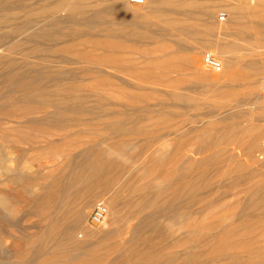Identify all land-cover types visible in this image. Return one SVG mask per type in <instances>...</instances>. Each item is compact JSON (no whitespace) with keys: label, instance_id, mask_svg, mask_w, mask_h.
Wrapping results in <instances>:
<instances>
[{"label":"rangeland","instance_id":"1","mask_svg":"<svg viewBox=\"0 0 264 264\" xmlns=\"http://www.w3.org/2000/svg\"><path fill=\"white\" fill-rule=\"evenodd\" d=\"M18 1L17 5L23 7V10L16 14L19 19L15 24L9 22L5 29L11 31L18 27L21 30L17 33L11 32L7 41L5 39L2 44L7 47V44L11 43L10 40L20 41L24 49H20V54L14 57L6 56L7 59L4 57L0 60V264H30L37 257L39 248L54 250L52 245L56 241H48L46 237V240L38 239L42 231H47L50 227V222L62 203V197H59V200H50L48 195L51 191L52 194L60 192L63 180L71 181L77 166L83 162H89L91 168L99 169L114 161L118 167V172L113 175L115 186L111 195L94 197L86 219L91 230L117 232L125 229L131 220L128 218V222H125L120 218L123 214L126 215L128 210L130 214H137V209L131 204L135 199L137 204H133L141 211L140 213L137 210L139 216L150 217V230H158L153 233L151 231V234L147 232L148 236L146 233L141 234L146 236L145 238L150 237V240L152 238L153 243L149 241L148 244L154 245L155 249L162 248L163 252L174 251L181 256L186 255L185 250L177 247L176 243L182 237V231L174 229V221L166 218L169 215L162 211V201L158 195L162 190L171 187L170 183L175 177L185 172L182 162L184 157L173 153L175 140L183 138L189 144L186 152L194 155L193 160L197 158L193 172L198 173L199 170L195 167L199 158L211 155L220 148L214 146L218 131L210 126L212 117L231 116L240 126L253 123L264 125V15L259 14L264 13V0H199L202 4L213 6V19L222 28L221 34L214 32L213 36L211 35L212 44L209 47L203 44L202 54H198L200 71L207 74L225 73L224 66L222 71L217 72L203 64V57L212 55L224 65V57L213 47L219 42L234 43L235 46L224 55L234 59L236 71L250 70L240 71L243 75L250 73L247 80L235 81L226 75L219 85L211 87L200 83L194 68L183 63L186 56H195L192 52L194 44L200 45L188 36L179 41L178 38H172L174 42L176 40L175 44L178 43L177 46L169 43L144 45L120 37L124 34L122 27L129 20L151 10L148 0H127L126 11L121 6V0H79L80 9L71 15L72 19L68 18L67 13H49L42 18L34 11L43 5L51 6L55 0ZM161 1L166 0H155L158 4H162ZM156 7L157 4L154 8ZM163 8L172 9L165 6ZM191 12L192 10L185 7L176 9L173 14L183 18ZM233 13L236 15L233 16ZM223 14L224 20L221 19ZM231 17L232 21L233 18L240 19L237 20L240 21L239 25L233 22L230 25L231 31L238 25L239 30L236 28L237 30L232 32L238 33L236 36L225 35L228 31L226 27H229L227 22ZM57 20L64 22L57 26L54 24ZM71 20L76 24L74 28ZM200 22L205 34V18L198 21ZM233 25L235 26L232 27ZM41 26L45 30L44 33L48 34L45 38L34 36L42 31ZM151 29L158 33L165 31L162 25H155ZM107 30L119 35L118 38L106 35ZM56 31L66 34L68 40L64 39L65 43H60L59 39L55 38ZM73 31L78 33L74 38L70 35ZM255 34H259L261 38L256 36L257 39ZM5 46L1 47V53ZM166 54L175 57L174 64L155 68L148 63L151 58L163 57ZM147 70L152 71L150 75L158 79L159 84L144 83ZM37 87H41V93ZM218 89H224L234 95L230 98L212 97ZM176 94L182 96L185 102L175 101ZM25 96L31 99H20ZM229 101L232 103L224 105ZM212 102H217L221 105L220 108L214 107ZM161 114L166 117L158 118ZM146 115L151 117V121L140 123L138 116L142 118ZM212 141L213 143H210ZM207 142L209 146L206 150L203 149L202 154L194 153L195 147ZM161 152L164 162L159 165ZM210 166L219 168L210 170L212 183L209 187L199 188L198 197L203 199L194 203L192 208L196 212L192 221L198 222V226L202 219L220 212L233 211L238 200L244 203L243 208L247 205L249 207L250 201L243 189L255 182L248 181L249 179L245 182L244 178V181L235 183V176L224 177L222 172L225 162L220 158H212ZM261 169L264 173V168ZM131 173L141 175V184L146 188L145 191L126 186L124 188L123 184L131 177ZM76 188L77 185H72L70 193L73 194ZM171 191H167V194ZM115 193L123 197L122 199L117 195V198H120L118 203L120 208H125H122V211H127L118 214V217L121 215L117 218V224L120 226L117 228V224H111L112 216L107 217L105 226L103 223L93 224L91 214L96 204L104 203L105 198ZM262 195L263 193H260L258 197L261 199ZM75 203L73 206L77 205ZM124 203L127 205L124 206ZM182 204H186L185 198L177 199L174 206L180 208ZM262 204L264 205V200ZM128 205L134 212H131ZM260 209L253 210V214L263 212L262 208ZM125 215L124 220L127 216ZM176 216L179 217V212H176ZM135 221L131 222L136 224L137 220ZM225 226V222H222L221 227L217 228ZM211 233L210 235H213ZM199 234L195 232L190 235V244L194 243ZM133 236L131 237L130 233L122 237L119 235L109 243L120 245L121 242L125 243V238L132 243L136 238ZM63 237L64 233L58 238ZM94 240H80L83 247L91 244L90 247H82L76 252L72 250V255L80 257L83 256L82 253L92 251L91 249L95 248ZM97 249L100 247L95 248ZM108 254L111 256L107 261L117 257L110 252ZM224 262L208 260L194 264Z\"/></svg>","mask_w":264,"mask_h":264},{"label":"bare ground","instance_id":"2","mask_svg":"<svg viewBox=\"0 0 264 264\" xmlns=\"http://www.w3.org/2000/svg\"><path fill=\"white\" fill-rule=\"evenodd\" d=\"M17 1L18 0H0V49L1 47L6 45V44H2V42L5 39L7 41L9 35H11V32L17 33L18 31L21 30L18 27L17 29H13V30L11 29V31L5 29L8 27L7 24H9V22H13L14 24L15 22H17L19 17L16 14L19 13L18 11L23 10L22 6L17 5L19 3V1L18 2ZM127 3H128L127 0H121V4H122L121 6L124 11L127 10L125 7ZM155 4H157L156 8H154ZM162 4L161 3L158 4L157 2H155V0H148V5L149 7H151V10L143 14L137 15L135 18L129 20V22L122 27L124 30V34H122V36L120 35V37L123 38L124 40L134 41L136 43H140L144 45L153 44V43H160V44L169 43L177 46L178 43L175 44L176 40L174 42V39L172 38L175 39L178 38L177 41H179V39L188 36L190 39H193L194 41L200 43V45L197 46L196 44H194V46L192 47V52H194L195 56L191 58H188L186 56L183 63L188 67L194 68L195 72L198 73L199 76L198 80L200 81V83L208 84L207 86L209 87L214 85L217 86L221 83L222 80H224L226 75H229V79L235 81H240V80L243 81L250 78L249 75L250 73L247 72L244 73L243 75L241 74L242 72H240L242 70L246 72L248 69H246V71L245 69H240L239 71L238 70L236 71V69L234 68L236 64L234 59H232L231 57H226L224 55L227 52V50L235 46L234 43L231 42H224V43L219 42L215 46L212 45L221 54V56L224 57L223 59L224 65L222 66H224L225 68V73L207 74L200 71L198 54L199 55L202 54L203 44L209 47L212 44L210 39L211 35L213 36L214 32L215 34L222 33V28L219 27L213 19V16L215 14V10L213 6L211 7L209 5L202 4L199 0H188V1L184 0L182 2L178 0H166L162 2ZM164 6L172 9L165 10V8H163ZM185 7L188 8L189 10H192V12L189 13V15H186V17L184 16L183 18H181L173 14L176 9L185 8ZM258 7L260 8L259 5ZM79 9H80L79 0H55L51 6L43 5L38 10H34V11H37L38 13L36 12V14H38L42 18L47 16L49 13H52L54 15L67 13L68 18L70 19L72 17L71 15H73L75 11ZM34 11H31V13L35 14L33 13ZM24 12L26 11L24 10ZM259 14H261L260 16L264 15V13L263 14L259 13ZM259 14H258V18H259ZM235 15L236 14H234L233 16ZM203 18H205V22H206L205 34L202 31L203 27L201 22L198 23V21L203 20ZM237 20L240 19L233 18V21H232V17L231 19H229V21L227 22L229 23V27H226V31L227 30L228 31L227 33H225V35H229V36L238 35V33L236 32L232 33L234 29L235 30L238 29L237 26L239 25L240 21ZM71 21L74 28L75 22L73 20ZM61 22H64V20H57L54 24L57 25ZM232 22L238 25H236L237 29L234 28L231 31L230 25L232 24ZM262 22L264 23V21ZM155 25L164 26L165 31L162 33L155 32L154 30L151 29ZM71 26L69 28L73 30ZM234 26L235 25H233L232 27ZM257 26H259L258 23ZM257 26H255V28ZM41 30H42L41 32L35 34L34 36L37 35L38 37H42V36L44 38L47 37L48 34L46 35L44 33L45 30L43 29L42 26H41ZM110 31L111 30L109 31L107 30L106 35L114 36L115 38H118L119 35ZM55 34H56L55 38L59 39L60 43H65L64 39L68 40L65 37L66 34H62V32L60 31H56ZM77 34H78L77 32L73 31V33H71L70 35H72L74 38ZM256 36L257 34H255V37ZM259 36L260 35L258 34L257 37L260 39L261 37ZM10 41L11 43L7 44V47L5 46L6 48H4L3 52L2 53L0 52L1 54L0 60L4 57L6 58V56L14 57V55L20 54V51H22L20 49L23 48L21 47L23 43H21L20 41H13V42L12 40ZM174 58L175 57L173 56L170 57V54H166L163 55V57L151 58L152 60H150V62L148 63L154 65L155 68H163L164 66L170 65L171 63L174 64L175 62ZM102 70L106 71L105 69ZM248 71L250 72V70ZM151 72H152L151 70H147V73H145L146 77L144 83L146 85L159 84L157 82L158 79L150 75ZM128 87L130 86L128 85ZM40 89L41 87L38 88V92H40ZM215 91L216 94L212 97L225 96L230 98L234 95L228 91H225L224 89H218ZM40 93L38 94L41 95ZM155 94L160 96V94L157 93ZM26 97L27 96L20 99L24 100ZM27 99H31V98L27 97ZM174 99L175 101L179 100V102L180 101L182 102L184 98L176 94L174 95ZM183 102H185V100ZM231 103L232 102L229 101L224 105H228ZM212 105L217 108H220L221 106L217 102H212ZM224 105H222V107ZM138 117H139L138 121H140V123L142 124H144V122L147 123V121L148 122L151 121L150 120L151 117L148 115L142 118H140V116ZM162 117L164 118L166 116L161 114V117L158 118H162ZM210 126L211 128L218 131V139L217 141L214 142L215 143L214 146L216 147L219 146L220 147L219 150L217 149L218 151H214L211 155H206L199 158L198 160L199 163H197L198 165L195 167L199 170V172L194 173L193 169H194V165H196L197 161L195 162V160L197 158L193 160L192 157L194 155L186 152V149L188 148L189 144L186 143V140H184L183 138H180L179 140H175L176 144L174 145L175 147L173 153L176 155L180 154L184 157L182 158V162H184L185 172L182 175L178 173L179 176L176 174V176L178 177H175L172 183H170L171 187L169 186L167 190L165 189L166 191L162 190V192H160L158 195V198L160 197L159 199L162 201L161 204L162 211L166 212L167 215H169L166 218L172 222L174 221V226H175L174 229L176 228L177 230L182 231L181 232L182 237H180L176 241V243H177V247H181V249L185 250L186 255L181 256L175 253L174 251L163 252L162 248L155 249L153 248L154 245L151 244L149 245L148 242L149 241L151 242L152 238L150 240V237L145 238L146 236L143 237L142 235L146 233L148 236L147 232L150 233L152 231L149 228L151 227L149 225L151 224V222L148 220V218L150 217L145 218L142 214L141 215L143 217L139 216L140 214H138L137 212L138 208H136L137 205L133 204V202H135V199L134 200L131 199L133 200V202L131 201L130 202L132 206L135 207V210L137 209L136 210L137 214H135V212L132 210L133 208L130 209L131 206L129 205L128 208L131 210V212L134 213L130 214V211L128 210L127 207L126 208L129 214L127 213V211L125 212L124 211L125 208L123 206L120 208L121 205H119L120 203H118L120 198L123 199V197H120L118 193H115L113 196H110L109 198L107 199L105 198L103 200L104 204L108 209L107 217L112 216L111 224L114 226L119 222L117 218H119L121 215L118 217V214L119 212H123V211H124L123 213H127L128 215L126 214L127 215L126 216L125 214H123V216L124 215L126 216L125 217L126 219L124 220L123 216L120 219H123V221L125 222H128L129 219L131 221L137 220V223L134 224V222L129 221L130 224L128 223L125 229L118 230L117 232L115 230H114L115 232L113 231L109 232L108 230L105 231L91 230L90 227L88 226L89 224L87 225L86 219L91 210L94 197L104 194L111 195L112 189L115 186V180L113 175L114 173L118 172L116 171L118 167L114 161L105 164L104 166L107 165L105 168H99V169L91 168L89 162L87 163L83 162L79 165V167L77 166L76 168L77 170L74 171L75 173H73L74 176L71 181L63 180V183L61 184L60 187V192L56 194H52L53 192L51 191L49 195L47 194L48 196H50V200H57V199L59 200V197H62V203L60 204V207L56 212L55 217L50 222L51 223L50 227H48L47 231H42V233L38 236V239H43L46 237L48 241L53 240V242L54 241L56 242H54L53 245L51 244L54 248L53 251H49L45 247L41 249L39 248L37 252V257L35 258L34 261L30 262V264H96L103 262H105V264H110L111 262H112L111 264H177L178 261L180 262V264H194L208 260L211 262H217L221 260L222 262L225 261L226 264H264V205L263 204L261 205V202L264 200V173L262 172L261 169L264 168V125L253 123L252 125L240 126L238 122L235 121V119L231 116L230 117L215 116V118L212 117V120L210 121ZM203 143H200L198 147H195V151H194L195 154H202L203 149L206 150V147L209 146L208 142L205 145H203ZM210 143H213V141ZM159 155H160L159 165H162L164 162L162 152ZM212 158H220L225 162V169L224 172H222V175L224 177L229 178V176L231 175L235 176L236 177V179L234 180L235 183H240L241 181H244L243 180L244 178H245V182H248L250 180L251 182L255 180V182L248 185L245 189H243V193L247 198H249L248 199L250 201L249 207L248 205L247 207H245L246 206L245 203L244 206L245 208H243L242 206L244 205V203H242L241 200H238L236 202L237 204L234 207L235 209L233 211L224 212V213L220 212L211 217L210 216L207 217V219L205 220L202 219L201 221L202 226L200 224L199 226H201V228H199V226L197 225L199 223L192 221V218L196 214V212L192 208L194 207L193 206L194 203L203 199V197L202 198L198 197L199 195L197 194V191L199 190V188L205 186L209 187L210 184L212 183L209 177L210 170H216L219 168V167L210 166ZM130 176L131 177L128 178V180L125 181V183L123 184L124 188L126 186V188L132 187L135 190L145 191L144 189L146 188H144V186L141 184L142 183L141 175L131 173ZM247 179L249 180L247 181ZM74 184L77 185V188L72 194L70 193L69 189ZM124 188L122 187V190ZM170 190L172 191L169 192V194H167V191ZM260 193H263L261 199L258 197ZM117 195L120 198H117ZM181 198L186 199V204L184 205L182 204L183 206L181 207L179 206L180 208H176L174 206V203L177 201V199H181ZM122 201L120 202L123 205ZM74 202H76L77 205L73 206ZM127 202L129 201L127 200ZM135 203L137 204V202ZM126 205L127 204L124 203V206ZM122 208H124L123 211ZM260 208H262L263 212L258 213V215H255V213L253 214V210L256 211ZM139 212L141 213V211ZM176 212H179V217L176 216ZM107 217L102 224L103 226L106 225ZM177 220L180 221L178 224H175ZM216 222L219 223L217 224ZM222 222H225L226 224L224 228H220ZM122 224L123 222L121 223V225ZM119 226L120 225L117 224V228ZM217 226L220 227L217 228ZM215 230L217 231L215 232ZM155 231L158 232V230L156 229L151 233ZM195 232H198L200 234L198 235L197 238L195 237L196 238L195 240L193 239L194 243L190 244L189 237L192 233ZM63 233L65 234V237L59 239L58 237ZM127 233H130L131 237L135 235L136 237L134 238V240L136 239L135 242L133 240L131 243V241H129L128 238L127 239L125 238V243L122 244L121 242L120 245H113L109 243L111 240L113 241V239L116 236L120 235V237H122L124 234ZM210 233L213 235H210ZM139 235H141L142 237L140 238ZM89 238L93 240L97 239V241L94 240L95 243L93 245L95 246V248L100 247V249L95 250V248H92L91 249L92 251H89L87 253L84 252L82 253L83 256L81 255L80 257H77L79 255L77 256L72 255L73 254L71 253L72 250H75L73 252H76L77 249L80 250L82 249L83 244L82 242L79 241L80 240L86 241ZM130 240H132V238ZM151 243H153V241ZM89 245L84 247L85 248L90 247ZM196 248L197 250H195ZM109 252L117 256L115 260L107 261V259L111 256L108 254Z\"/></svg>","mask_w":264,"mask_h":264},{"label":"built area","instance_id":"3","mask_svg":"<svg viewBox=\"0 0 264 264\" xmlns=\"http://www.w3.org/2000/svg\"><path fill=\"white\" fill-rule=\"evenodd\" d=\"M221 19H225V15L223 14ZM203 64L214 70L217 72L222 71V63L220 62V60L216 59L214 56L212 55H206L205 57H203ZM108 214V209L106 207V205L103 202H98L91 214V221L93 224L99 225L102 224Z\"/></svg>","mask_w":264,"mask_h":264}]
</instances>
